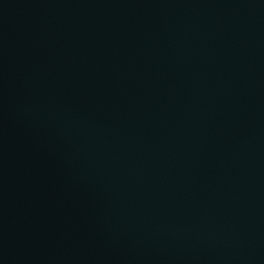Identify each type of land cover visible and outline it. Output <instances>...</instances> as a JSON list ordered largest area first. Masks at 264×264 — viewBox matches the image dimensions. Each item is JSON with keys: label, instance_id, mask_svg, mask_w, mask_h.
Listing matches in <instances>:
<instances>
[{"label": "water", "instance_id": "95a60500", "mask_svg": "<svg viewBox=\"0 0 264 264\" xmlns=\"http://www.w3.org/2000/svg\"><path fill=\"white\" fill-rule=\"evenodd\" d=\"M0 264H264V0H0Z\"/></svg>", "mask_w": 264, "mask_h": 264}]
</instances>
